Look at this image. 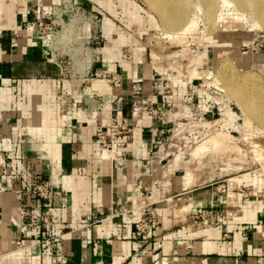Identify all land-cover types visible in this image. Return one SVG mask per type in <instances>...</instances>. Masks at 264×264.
<instances>
[{
    "label": "crops",
    "instance_id": "0c3cea01",
    "mask_svg": "<svg viewBox=\"0 0 264 264\" xmlns=\"http://www.w3.org/2000/svg\"><path fill=\"white\" fill-rule=\"evenodd\" d=\"M74 1L104 15L93 71L109 78L75 83L60 75L39 28L62 0H0V153L8 163L7 173L0 167V264H264V170L181 189L182 171L167 174V159L153 155L167 111L160 122L138 121L129 144L116 149L122 158L100 147L114 115L131 121L135 82L148 103L165 108L197 90L178 79L166 100L151 91L155 63L147 49L155 23L141 2ZM57 38L45 41H64ZM255 56L264 59V51ZM35 176L52 181L50 201L33 196ZM25 194L48 224L36 228L21 218ZM215 204L222 224L192 218ZM147 210L159 227L138 233Z\"/></svg>",
    "mask_w": 264,
    "mask_h": 264
},
{
    "label": "built area",
    "instance_id": "2783aa9c",
    "mask_svg": "<svg viewBox=\"0 0 264 264\" xmlns=\"http://www.w3.org/2000/svg\"><path fill=\"white\" fill-rule=\"evenodd\" d=\"M57 7L63 8V12L60 15L62 23L58 22L57 18L60 17L56 14L54 8L51 16L40 26L39 32L42 42L51 48L52 59L59 66L60 75L65 78H72L75 83H77V80L87 76L109 78L107 73L93 71L94 65L98 61L99 49L105 40L104 15L77 4L74 0H62L61 4ZM66 26L72 30L70 31L72 34L71 38L60 43L55 39L50 43L45 41L46 36L58 34ZM77 55L80 61L77 60ZM180 78L183 79L181 76H175L166 70L154 67L151 91L166 100L176 91L175 80ZM195 80L198 79L195 78L189 83L195 86L197 92L185 95L177 108H174V105L165 108L154 102L148 103L143 97L145 86L143 83L135 82L130 89L132 104L131 121L122 119L117 114L114 115L106 127V134L99 135V140H101L100 147L102 149H110L113 158H122L123 153L121 156H118L116 149L118 146L123 148L129 144L133 138L138 121L144 115H147L160 122L164 118V112L167 111L171 112V117L168 119L165 118L161 124L158 136L154 142V148L157 151H154L153 155L155 156L157 152L161 151L167 145L173 146L174 150H171L166 157V161L169 163L170 157L174 159L175 155L180 154L186 148L184 145H181L183 142L188 143L189 141H193L194 138L205 136L207 131H205L202 124L210 121L209 117L210 115H215V110L222 116L226 108V104L222 103L223 100L221 101L220 97L217 98L219 101L215 100L216 97L211 94V86L205 85V80H203V83L197 84H195ZM114 85L120 86V80L114 82ZM94 94L97 95V93ZM94 94L92 93V96ZM97 97L101 98L104 96L98 94ZM229 108L231 107L229 106ZM177 112L181 113L178 116H174ZM221 118L216 120H220ZM194 134L198 135L195 136ZM195 143L194 141L191 142V144ZM167 163L165 165L163 164L165 169L167 168ZM7 165V160L0 153V167L4 173H7ZM178 169L182 170L181 167ZM22 191L27 193L28 187H23ZM32 192L35 198L50 201L54 193L52 181L42 176H35ZM227 192V187L223 186L221 193L227 194ZM26 199L27 195L25 194L20 200L22 205L21 218L23 220H29L30 225L36 228L41 223L48 224L50 221L49 217L39 216L35 207L30 206L26 202ZM191 216L194 220H200L212 226L222 224L225 217L223 209L218 204L213 205L211 208L195 210ZM158 227V218L155 212L150 210L145 211L141 220L136 223L138 233H145L150 229H157Z\"/></svg>",
    "mask_w": 264,
    "mask_h": 264
},
{
    "label": "rangeland",
    "instance_id": "374dc122",
    "mask_svg": "<svg viewBox=\"0 0 264 264\" xmlns=\"http://www.w3.org/2000/svg\"><path fill=\"white\" fill-rule=\"evenodd\" d=\"M137 1L141 2L143 8L147 11L150 18H153L155 23V28L152 30L153 39L150 38V41L153 40V42L149 43V47L147 49V56L149 58H152L153 62L155 63L154 66L159 67V69L161 68L162 70H166L175 76H181L183 77V80H188L187 82H190L195 78L198 79L195 80V84L203 83V80H205V85H208L209 87L211 86V94L216 97L215 100L219 101V99L217 98L220 97V100H223L222 103L226 104V108L223 113L225 112L226 114L228 109L232 108L231 110L236 114L233 119L235 120L239 118L236 123L232 119V117L230 118L229 114H223L222 116H220L218 114V111L215 110V115H210L209 117L210 121H215L220 117H222L221 119H223L222 122L224 120L225 121L222 124L220 122L221 119L216 121L215 125L217 124L216 126L220 129H216L212 134H210V136H212L217 131L231 130V133L236 138L235 141H237L238 139V141L241 142L242 140L243 143H238L241 145L243 144V146H245V148L247 149L250 148L251 150L252 148V151H250L245 157L239 156L241 151L238 148L237 150L239 151V155L236 157L233 153L235 149L233 150L231 148H228L227 150L226 146H219L216 149H214V147L206 150L207 152L205 150L199 152V148H197L199 147L198 145L210 138V136L206 137L205 140L202 139L203 141L201 140L196 142L195 144H191V142L193 141H189L188 143L183 142L181 145H184L186 147L182 150V152L185 150V154L182 157L183 161L180 166H178L177 168H175L176 166L174 167L175 169L181 167L182 170L180 171L182 172H180L179 175H185L186 166L184 164L189 163L188 166L189 168L192 166L190 168L192 170L189 169L190 171H188V173L192 172L193 177L195 176V180L193 179L192 184H204L203 186L208 187L216 184L217 182L221 183L227 181L229 180V178L234 177L238 174L249 173L255 169L264 170V160L263 163H258L256 153L258 152L257 148H259L260 152L264 151V133H261L255 128L260 127L264 129V125L256 120L253 122V126L255 127H246L244 124V114L238 104V101L234 99V97L219 82L214 80L216 79L215 77H217L216 74L218 67L221 66L223 62H230L237 75H247L253 83H256L255 79H264V63L261 64L260 62H258L259 60L264 59H262L261 57L257 58L256 56L255 59L253 58L254 55L258 54L261 51H264V26L259 28L252 26L250 23H247L241 15L246 13L242 12L238 8L237 4H234V11L231 16L228 14V9L222 7L223 5L221 3V0H218L217 7L214 11V17L212 19H209L207 18L208 16H206L205 13H203L202 11H198L196 5L192 3L189 10V16L191 18L193 17V15L197 16L198 27L194 34L187 36V38L183 40H179L176 38H170L167 35H163L164 33L161 28L165 29V27H160V15L158 11L150 7L147 0ZM222 10L226 14L225 19L217 21L215 16L218 13L222 12ZM55 12L60 17L63 12V8L56 7ZM57 20L58 22L62 23L61 17L57 18ZM70 31H72L71 28L67 31V39L72 37ZM104 31L106 33V27H104ZM60 33L62 34V31L58 34ZM77 60L80 61L78 55ZM194 70L200 72L201 75L193 77ZM191 74L192 77H190ZM207 75L209 77L206 78L205 76ZM185 76L187 77L184 78ZM201 76H203V78H201ZM229 106L231 108H228ZM227 118H230L231 120ZM225 122H228L229 124ZM233 124L235 128L232 127ZM223 126H225L227 129ZM242 126L246 127L245 130L242 129ZM238 128L241 129V131ZM242 131L247 132L245 134V132L243 133ZM194 135L197 136L198 134ZM247 138L249 139L245 141V139ZM252 145H254L255 148ZM229 149L230 152H228ZM255 149H257V151H255ZM195 150L197 153L196 158L194 155L192 156V151L195 152ZM231 150H233V152ZM154 151H157V149H154ZM201 155L203 156L201 157ZM172 160L173 159L170 157V162H172ZM216 160H218L219 162ZM166 162H164V165L166 164ZM170 162L167 164H170ZM243 191L246 194H252V190L250 188H247ZM197 221L200 222V220Z\"/></svg>",
    "mask_w": 264,
    "mask_h": 264
},
{
    "label": "bare ground",
    "instance_id": "6f19581e",
    "mask_svg": "<svg viewBox=\"0 0 264 264\" xmlns=\"http://www.w3.org/2000/svg\"><path fill=\"white\" fill-rule=\"evenodd\" d=\"M147 1L149 2L150 7H152L154 10L158 11V13L160 15L159 16L160 17V23H161L160 27H165V29L161 28V30L164 33V34L163 33L162 34L167 35L170 38H176L179 40H183V39L187 38V36L194 34V32L196 31V29L198 27L197 16L193 15L192 18L189 16V10H190L192 3H194L196 5L198 11H202L203 13H205L206 16H208L207 18H209V19H212L214 17V11H215V8L217 7V4H218L217 3L218 0H147ZM221 3L223 5L222 7H225L226 9H228L229 15L232 16V13L234 11L233 10L234 4H237L238 8L242 12L246 13V14H241V15L247 23H250L252 26L259 27V28L264 26V0H221ZM223 10H222V12L218 13L215 16L217 21L218 20L221 21V20L225 19L226 14L223 12ZM69 29H70V27L66 26V28L62 31V34L61 33L57 34V36H58L57 39H67L68 36H66V35H67V31ZM49 37L55 38L56 34H52ZM154 67H157V66H154ZM196 70L193 71V77L201 75V73L196 71ZM208 75L205 77L206 78L209 77ZM216 75H217V77H215L216 79H214V80L219 82L234 97V99H236L238 101V104H239V106L242 109L243 114H244L245 126L246 127H252V128L255 127V126H253V122L256 120L264 125V79H261V78L255 79L256 83H253L251 81V79L249 78V76L244 75V74L237 75L235 69L233 68V66L231 65L230 62H225V63L223 62L222 65L218 67ZM190 77H192V74ZM205 77H204V79H205ZM201 78H203V76H201ZM176 80H175V82H176ZM190 80H191V78H190ZM180 113L181 112H177L175 116H178ZM223 114H225V112ZM226 114H229L230 118L232 117V119H233V117L236 116L235 112H233L231 109H228ZM230 118H227V119H230ZM238 119H235V120L233 119V120L237 123ZM222 120L223 119H221V121H220L221 124L225 121L224 120L222 122ZM216 121H218V120L207 121L206 123L202 124V126L205 128V131H207L205 136L194 138L193 141L197 142V141H201L202 139L205 140L206 137H209L210 134H212L216 129L219 130L220 128H218L216 126L217 124L215 125ZM225 123H228V122H225ZM229 123H230V121H229ZM244 124H243V126H244ZM225 126H228V125H225ZM225 126H223V127H225ZM232 127H234V124ZM246 127H243L242 129L245 130ZM255 128L258 131H260L261 133H264L263 128H260V127H255ZM256 129H255V131H256ZM239 130L241 131V129H239ZM244 132L246 134L247 131H244ZM250 134H251V132H250ZM235 139L236 138L231 133V130L230 131H228V130L227 131L226 130L225 131H217L212 136H210V138H208L207 140L202 142L200 145H198L199 147H197V148H199L198 149L199 152H202L203 150L206 151V150H209V149L214 148V147H215L214 149H216L219 146H221V147L226 146L227 150H228V148H231L233 150L235 149L236 152L235 151L233 152V150H231V151L234 153V155L236 157L239 155V153H238L239 151L237 150L239 148V150L241 151L239 156H241V157L247 156L248 153L250 151H252V148H251V150H250V148L249 149L245 148V146H243V144L241 145L238 143V142H240V141H238V139H237V141H235ZM248 139L249 138L245 139V141ZM245 141H244V143H245ZM241 142L243 143L242 140H241ZM252 146L255 148L254 145H252ZM257 149H258V152H256V153H257L258 163H260V162L263 163L264 151L260 152L259 148H257ZM257 149H255V151H257ZM171 150H174V147L167 145L161 151L156 153V157L160 161L162 158H166L169 155ZM228 152H230V149ZM183 155H184V151L181 152L180 154L175 155V158L172 160V162H170V164H168V167L166 168L167 174H171L170 172H173L175 170V168H177L178 166L181 165V163L183 161V159H182ZM193 155L196 158V156H197L196 150H195V152L192 151V156ZM202 156L203 155H201V157ZM111 159H112V157H111ZM105 160H108V158H105ZM219 160H220V158H219ZM214 161H211V162H214ZM216 161H218V160H216ZM188 164H184L186 166L185 167L186 173H185V177L183 179H181L182 180L181 189H186L187 187H189L192 184L193 179L195 180V178H194L195 176L193 177V175H192L193 173L192 172L188 173V171L192 170V169H190L192 166L189 168ZM223 164H225V163H223Z\"/></svg>",
    "mask_w": 264,
    "mask_h": 264
}]
</instances>
